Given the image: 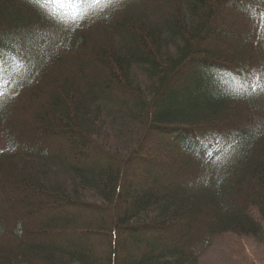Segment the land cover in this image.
Here are the masks:
<instances>
[{
  "label": "trees",
  "instance_id": "1",
  "mask_svg": "<svg viewBox=\"0 0 264 264\" xmlns=\"http://www.w3.org/2000/svg\"><path fill=\"white\" fill-rule=\"evenodd\" d=\"M241 241L264 259V0H0V264H264Z\"/></svg>",
  "mask_w": 264,
  "mask_h": 264
},
{
  "label": "rangeland",
  "instance_id": "2",
  "mask_svg": "<svg viewBox=\"0 0 264 264\" xmlns=\"http://www.w3.org/2000/svg\"><path fill=\"white\" fill-rule=\"evenodd\" d=\"M152 141L154 142L153 144H154L155 147H158V148L163 147V143L159 144V140H152L151 139L150 142H152ZM164 148H166V146H164ZM158 157H160V155H158ZM263 248L264 247L259 246V250L262 251ZM230 249H232L233 251L237 250V252L242 257H243V254H245L244 253V251H245L246 253H250L251 254V255H249V254H247V255L251 258L252 261L253 260L254 261L257 260L258 262H260V261L263 260V262H264L263 254L259 253L260 251H257L255 246H252V245H250L248 243H245L243 241H241L240 243L232 244ZM227 258L228 257H223V255H222V253L220 251H217L216 255L214 256V258L212 260L215 261V263L219 262V264H222V263L225 262L224 264H227V263H230V262H228Z\"/></svg>",
  "mask_w": 264,
  "mask_h": 264
},
{
  "label": "snow or ice",
  "instance_id": "3",
  "mask_svg": "<svg viewBox=\"0 0 264 264\" xmlns=\"http://www.w3.org/2000/svg\"><path fill=\"white\" fill-rule=\"evenodd\" d=\"M47 2L53 5H76L91 2V0H47ZM95 2H99V0H95Z\"/></svg>",
  "mask_w": 264,
  "mask_h": 264
}]
</instances>
